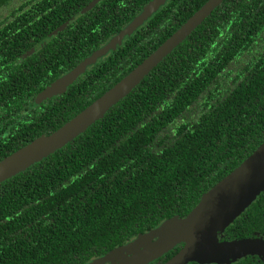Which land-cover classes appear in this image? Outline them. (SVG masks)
<instances>
[{
  "label": "trees",
  "instance_id": "16d2710c",
  "mask_svg": "<svg viewBox=\"0 0 264 264\" xmlns=\"http://www.w3.org/2000/svg\"><path fill=\"white\" fill-rule=\"evenodd\" d=\"M92 1L21 0L0 18V159L84 109L206 0H167L37 102L150 0ZM263 139L264 0H222L101 119L0 182V264H84L182 218ZM263 230L264 190L218 238ZM249 256L235 264L264 263Z\"/></svg>",
  "mask_w": 264,
  "mask_h": 264
},
{
  "label": "water",
  "instance_id": "95a60500",
  "mask_svg": "<svg viewBox=\"0 0 264 264\" xmlns=\"http://www.w3.org/2000/svg\"><path fill=\"white\" fill-rule=\"evenodd\" d=\"M96 0L92 1L94 3ZM167 0H150L134 18L100 48L39 94L43 100L71 83L86 67L106 55L131 35ZM222 0H206L140 63L84 109L48 134H41L0 159V182L24 171L83 133L119 100L128 95L147 74L186 39ZM264 190V139L229 173L205 191L182 218L173 217L86 264H147L174 246L182 247L163 264L228 263L246 253L264 256V241L241 238L220 241L224 230ZM117 261V262H116Z\"/></svg>",
  "mask_w": 264,
  "mask_h": 264
},
{
  "label": "flooded vegetation",
  "instance_id": "af4514ba",
  "mask_svg": "<svg viewBox=\"0 0 264 264\" xmlns=\"http://www.w3.org/2000/svg\"><path fill=\"white\" fill-rule=\"evenodd\" d=\"M231 224V223H230ZM229 224V225H230ZM256 232H258V230H255ZM225 233H226V231H221L217 236L218 237H220V236H225ZM262 234V235H261ZM256 236H258V237H256V236H253V237H245V238H258V239H261V240H263L264 241V230L263 231H260L259 232V234H255ZM263 236V237H262ZM219 239V238H218ZM240 239V238H239ZM131 240H133V238L132 239H130V241ZM220 240V239H219ZM229 240V239H228ZM221 241V240H220ZM181 244V243H180ZM179 245V244H178ZM183 245V244H182ZM182 245L180 246V248L182 247ZM177 246V245H176ZM176 246H174V247H176ZM179 248V249H180ZM105 254V253H104ZM255 255L256 256H249V260H250V262L252 263V262H255V263H260L261 261H263L264 262V256L263 255H261V254H257V253H255ZM100 256H102V255H100ZM100 256H98V257H100ZM244 256H245V254L244 255H242V256H240L239 258H236L235 260H230L228 263H222V264H235L237 261H240L241 259H243L244 258ZM98 257H94V258H98ZM94 258H92V259H94ZM91 259V260H92ZM168 260V259H167ZM90 261V260H89ZM88 261V262H89ZM88 262H85L84 264H86V263H88ZM189 263V262H188ZM187 263V264H188ZM198 263V262H197ZM105 264H109V263H105ZM163 264V263H162ZM198 264H211V263H198ZM264 264V263H263Z\"/></svg>",
  "mask_w": 264,
  "mask_h": 264
},
{
  "label": "rangeland",
  "instance_id": "374dc122",
  "mask_svg": "<svg viewBox=\"0 0 264 264\" xmlns=\"http://www.w3.org/2000/svg\"><path fill=\"white\" fill-rule=\"evenodd\" d=\"M21 0H11L9 3H8V6L6 7H3V8H0V18L3 17L4 14H6L7 11H10L11 8L15 7L18 5V3L20 2ZM78 77V76H77ZM67 86V85H66ZM65 86V87H66ZM240 257V256H239ZM232 260H234L233 258H231ZM236 259V258H235ZM117 262V261H116Z\"/></svg>",
  "mask_w": 264,
  "mask_h": 264
}]
</instances>
